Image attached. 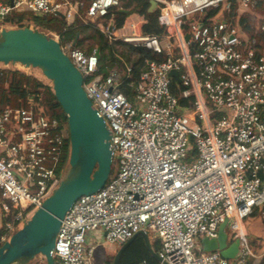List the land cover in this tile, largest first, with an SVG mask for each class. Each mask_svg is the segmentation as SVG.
I'll list each match as a JSON object with an SVG mask.
<instances>
[{"label": "built area", "instance_id": "built-area-1", "mask_svg": "<svg viewBox=\"0 0 264 264\" xmlns=\"http://www.w3.org/2000/svg\"><path fill=\"white\" fill-rule=\"evenodd\" d=\"M153 1L161 35L145 33L148 18L137 12L117 29L105 23L121 0H0V19L13 10L62 13L68 23L96 21L111 41L164 56L146 57L138 73L122 61L105 75L99 48L88 53L52 35L111 131L116 167L66 212L52 256L56 264H95L99 243L121 246L151 230L159 264H255L245 220L264 208V0ZM249 15L256 17L253 34L242 23ZM29 100L0 106V247L43 206L69 162L58 170L60 119ZM226 218L229 244L239 239L232 259L201 242L217 238Z\"/></svg>", "mask_w": 264, "mask_h": 264}, {"label": "water", "instance_id": "water-1", "mask_svg": "<svg viewBox=\"0 0 264 264\" xmlns=\"http://www.w3.org/2000/svg\"><path fill=\"white\" fill-rule=\"evenodd\" d=\"M156 5V1H150V13ZM96 53L100 56V49ZM0 63L40 68L52 81L55 96L68 116L72 167L70 175L60 182L43 206L0 247V264H14L19 260L27 263L37 255L45 256L47 264H56L52 250L66 212L79 197L102 188L112 173L111 131L83 87L82 72L54 37L32 27L3 28L0 30ZM171 74L178 76L176 71ZM228 222L226 218L221 223L217 238L206 236L201 242L205 251L219 249L225 258L232 259L239 251V239L229 244ZM138 236L144 237L153 257L161 261L149 232L140 230L120 246L113 264H119L126 248Z\"/></svg>", "mask_w": 264, "mask_h": 264}, {"label": "trees", "instance_id": "trees-1", "mask_svg": "<svg viewBox=\"0 0 264 264\" xmlns=\"http://www.w3.org/2000/svg\"><path fill=\"white\" fill-rule=\"evenodd\" d=\"M149 7V0H121V6L113 8L103 17V20L108 25L112 23L114 28L117 29L124 24L130 13L137 12L148 18V21L142 25L145 33L161 35L164 32V28L160 25L157 15L149 12ZM263 7L264 4H261L260 8ZM255 18L253 19V15H249L242 19L246 33L253 34L257 31ZM96 23V21L81 23L79 20L68 23L67 19L62 15H37L29 11L13 10L3 19H0V28L32 27L50 36L59 34L62 42H75L74 45L76 47L88 53H92L94 49L99 48L100 72L105 75L108 74L111 68L122 66V61L132 63L135 67V72L138 73L145 64L144 60L146 57H156L159 60L164 58L163 55H156L147 48L137 47L121 40L111 41L108 35L97 27ZM30 97H33L37 110H41L45 115L58 117L62 123L65 132V145L58 165V170L61 171L69 158L71 142L68 116L55 96L53 84L46 83L33 74L19 69L0 68V106H27L30 103ZM113 172L114 170L112 169L111 174ZM151 241L154 250L158 251L160 241L153 237ZM37 257L38 255L26 264H32ZM114 258L113 260H106L104 264H113ZM144 260L150 264H159V261L153 257L148 249L144 237L138 236L126 248L119 264H141ZM261 263L264 264V257Z\"/></svg>", "mask_w": 264, "mask_h": 264}, {"label": "rangeland", "instance_id": "rangeland-1", "mask_svg": "<svg viewBox=\"0 0 264 264\" xmlns=\"http://www.w3.org/2000/svg\"><path fill=\"white\" fill-rule=\"evenodd\" d=\"M3 28H11V27H1L0 30ZM0 67H11V68H16V69L20 68L23 71L33 72L37 78L43 80L46 83L52 84V81L50 79H48L43 74V72L40 68H33L32 67V68L28 69L25 67V65H23L21 63H9V64L0 63ZM112 169L115 171V169H116L115 164H113ZM71 170H72V167H71L70 163L68 162L66 167H65L62 179H66L70 175ZM263 218H264L263 210L257 209L255 214L251 215L250 217H248L245 220V223H246V226L248 228L249 233L251 235L261 237L262 248H264V220H263ZM23 225H24V223H21V226H23ZM227 230H228L230 237H231V234H232L231 228L228 227ZM149 235H150V238L153 237V232L151 230H149ZM250 243L252 245V242H250ZM119 248H116V249L112 250L111 252L107 253L106 257L104 258V262L102 264H104L106 262V260H113V258L115 257ZM110 250H111L110 244H108L106 242L105 243H99L97 245V251H95L93 258L96 259V257H101V253L103 254V252H108ZM254 252H255V254H260V251H258V249L256 247H255ZM262 259L263 258H254L252 261H257V263H261ZM23 262H24V260H19V261L15 262L14 264H26ZM32 264H46V257L43 255H38L37 259L34 260L32 262Z\"/></svg>", "mask_w": 264, "mask_h": 264}, {"label": "crops", "instance_id": "crops-1", "mask_svg": "<svg viewBox=\"0 0 264 264\" xmlns=\"http://www.w3.org/2000/svg\"><path fill=\"white\" fill-rule=\"evenodd\" d=\"M258 209H262L263 213H264L263 208H258ZM263 220H264V218H263ZM247 230H248V228H247ZM248 233H249V231H248ZM100 235H101V232H98V231L89 233V236H88L89 242L90 243H94V242L96 243V241L99 240ZM249 235H250V242H252L251 247H252L253 252L255 250V247L258 249V251H260V254H255L256 258H263L264 257V248H262L261 237L251 235L250 233H249ZM110 245H111V250L108 252H103V254L101 253V257H96V259H94L95 264H102L104 262V258L106 257L107 253H109L112 250L120 247L118 245H112V244H110ZM96 251H97V248H96ZM254 263L258 264L257 261H254Z\"/></svg>", "mask_w": 264, "mask_h": 264}]
</instances>
